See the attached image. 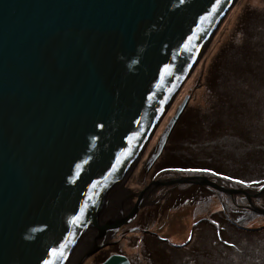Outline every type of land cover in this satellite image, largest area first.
<instances>
[{
    "label": "water",
    "instance_id": "obj_1",
    "mask_svg": "<svg viewBox=\"0 0 264 264\" xmlns=\"http://www.w3.org/2000/svg\"><path fill=\"white\" fill-rule=\"evenodd\" d=\"M234 2L0 0V264H77L182 177L264 213V184L217 172L126 185Z\"/></svg>",
    "mask_w": 264,
    "mask_h": 264
},
{
    "label": "rangeland",
    "instance_id": "obj_2",
    "mask_svg": "<svg viewBox=\"0 0 264 264\" xmlns=\"http://www.w3.org/2000/svg\"><path fill=\"white\" fill-rule=\"evenodd\" d=\"M234 4L206 43L196 69L179 84L152 132L147 154L137 156L126 185L175 174L156 168L173 158L182 161L177 163L180 171L217 172L243 187L264 184V73H256V67L241 75L217 68V54L244 38L242 26L252 10L264 14V0ZM227 58L224 68L228 63L233 67ZM174 129L175 134L184 133L176 142ZM184 178L170 183L169 193L131 207L127 218L138 206L136 216L125 221L121 232L112 233L77 264H98L111 250L122 251L136 264H264V213L229 207L220 189Z\"/></svg>",
    "mask_w": 264,
    "mask_h": 264
},
{
    "label": "trees",
    "instance_id": "obj_3",
    "mask_svg": "<svg viewBox=\"0 0 264 264\" xmlns=\"http://www.w3.org/2000/svg\"><path fill=\"white\" fill-rule=\"evenodd\" d=\"M256 12L257 11L252 10V14L250 16L251 18L247 19L246 20L247 22H245L244 26H242L243 29L241 31H243L244 33V38L242 39V41L239 44L238 43L228 44L226 47H224V49L220 53L217 54L219 55V58L221 59L220 63H218V65L220 66L217 67L219 70L224 69V71H226L229 74L240 72V75H241V73H245L247 71L251 72L252 70L251 68L256 67L260 70V71H257L256 73L260 74L262 71L264 73V35L260 34V32L264 30V20H261V18L264 19V14L263 15L260 14L261 10L260 12H257L259 15ZM225 57H228L234 62V63H231V64H234L233 67H228L229 65L228 63V65L226 66L227 68H224L223 60L225 59ZM240 58H242L241 66L238 65V63L241 62ZM183 116H184V113L181 116V118H183ZM181 118L179 119V121L181 120ZM183 135H184L183 131H179L175 134V129H174L173 133L171 134V137L173 136L176 142L177 140H180V138H182ZM164 149H166V147ZM178 161L179 160H176L174 158L166 159L163 162H161L159 165L156 164V168L161 169V167H165V166L166 167H176ZM179 162L182 163V161H179ZM194 162L197 163L196 160ZM247 213H245L244 215H246ZM143 237H144L143 238V241H144L146 234H144ZM108 255L103 256L102 258L105 259Z\"/></svg>",
    "mask_w": 264,
    "mask_h": 264
},
{
    "label": "bare ground",
    "instance_id": "obj_4",
    "mask_svg": "<svg viewBox=\"0 0 264 264\" xmlns=\"http://www.w3.org/2000/svg\"><path fill=\"white\" fill-rule=\"evenodd\" d=\"M234 5H235V4H233L232 8L234 7ZM232 8H231V9H232ZM221 20H222V19H220V21H221ZM220 21H219V23H220ZM213 34H214V33H211L209 39L211 38V36H212ZM209 39H208V41H209ZM208 41H207V42H208ZM205 47H206V45H205ZM205 47H204V49H205ZM204 49H203V50H204ZM201 56H202V55H201ZM201 56L199 57L197 63L200 62ZM197 63H196V64H197ZM196 67H197V66L195 65L193 71L196 69ZM156 125H157V124H156ZM154 129H156V126L154 127ZM154 129H153V131H154ZM153 131H152V132H153ZM146 154H147V153H146ZM137 163H138V162L136 161L135 164H137ZM150 201H152V200H150ZM168 202H169V198L166 199V201H165L164 204H166V203H168ZM147 204H149V203H147ZM153 208H154V207H153ZM136 209H138V206L135 208V210H136ZM135 210L132 212L133 215H132V216H129V217H128L129 219H126V222L132 220V217H133V216H134V217L136 216ZM130 211H131V209H130ZM160 214H161V213H160ZM136 226H137V225H136ZM190 227H191V226H190ZM191 228H192V227H191ZM158 237H159L160 240H164V238H163L161 235L158 236ZM191 240H192V238H190V241H191ZM192 242H193V241H192ZM192 242H190V243H192ZM152 253H153V252H149L150 255H151ZM112 254H125V253H123L122 251H116V252H112L110 255H112ZM110 255H109V256H110ZM77 262H78V261H77ZM134 262H135V263H132V261L130 260V264H136V263H137V261H134Z\"/></svg>",
    "mask_w": 264,
    "mask_h": 264
},
{
    "label": "flooded vegetation",
    "instance_id": "obj_5",
    "mask_svg": "<svg viewBox=\"0 0 264 264\" xmlns=\"http://www.w3.org/2000/svg\"><path fill=\"white\" fill-rule=\"evenodd\" d=\"M244 213H247V212H244ZM112 252H116V250H111V252H109V255H110V253H112ZM109 255H108V256H109ZM108 256H107V257H108ZM107 257H106V258H107ZM106 258H105V259H106ZM103 259H104V258H103ZM103 259H102L101 261H99L98 264L101 263V262H103V261L105 260V259H104V260H103Z\"/></svg>",
    "mask_w": 264,
    "mask_h": 264
},
{
    "label": "snow or ice",
    "instance_id": "obj_6",
    "mask_svg": "<svg viewBox=\"0 0 264 264\" xmlns=\"http://www.w3.org/2000/svg\"><path fill=\"white\" fill-rule=\"evenodd\" d=\"M53 251H55V250H53Z\"/></svg>",
    "mask_w": 264,
    "mask_h": 264
}]
</instances>
